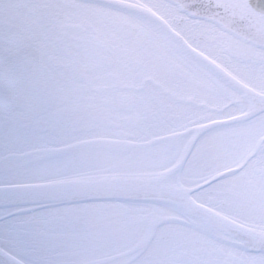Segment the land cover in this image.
<instances>
[{"label": "snow or ice", "instance_id": "obj_1", "mask_svg": "<svg viewBox=\"0 0 264 264\" xmlns=\"http://www.w3.org/2000/svg\"><path fill=\"white\" fill-rule=\"evenodd\" d=\"M0 264H264V0H0Z\"/></svg>", "mask_w": 264, "mask_h": 264}]
</instances>
